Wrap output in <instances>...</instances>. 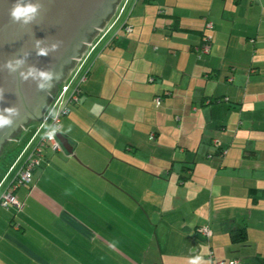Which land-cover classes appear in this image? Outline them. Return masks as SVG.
<instances>
[{"label": "crops", "instance_id": "1", "mask_svg": "<svg viewBox=\"0 0 264 264\" xmlns=\"http://www.w3.org/2000/svg\"><path fill=\"white\" fill-rule=\"evenodd\" d=\"M201 1L198 5L192 0L191 6L186 2L182 11L168 10L171 18L165 25L175 23L173 30L184 34L181 45L186 52L177 61L167 55L171 60L162 64L150 50L151 74L122 64V74L108 75L104 71L110 64L103 58L94 80L86 77L80 102L73 106L77 111L63 117L59 129L72 153L62 145L55 154L47 148L33 176L40 170L42 176L45 170L53 175L64 171L59 160L70 173L57 185L51 183L52 174L47 181L32 176L15 192L23 202L21 210L0 206V264H53L47 251L56 257L55 264H215L218 259L264 264V240L250 244L252 233L258 239L264 236V227L256 226L264 223V0ZM206 27L211 30L210 51L198 59L193 47ZM134 34L122 37V48ZM112 44L106 46L111 54L118 48ZM93 83L97 90L91 89ZM115 86L116 94L106 90ZM156 96L161 97L159 105ZM89 97L103 99L105 106L111 101L109 108L122 112L119 124L110 113L90 114L87 120L83 106ZM216 97L228 99L208 102ZM116 98L121 108L113 107ZM147 113L155 118L148 155L134 144L136 117ZM213 143L223 151H214ZM110 192L122 194L133 208L130 216L122 217V243L133 250L111 246L110 227L105 225L111 220L112 201L100 199ZM224 193L235 200L228 207L230 224L219 228L212 209ZM37 209L41 220L30 214ZM12 210L21 215L6 221ZM191 210L199 211L197 217L192 218ZM146 224L152 228L147 226L143 234ZM202 227L211 235L201 232ZM237 229L245 230L244 240ZM26 232L38 247L21 239ZM144 236L139 248L130 242L141 237L138 241L144 243ZM112 256L115 263H110Z\"/></svg>", "mask_w": 264, "mask_h": 264}, {"label": "rangeland", "instance_id": "2", "mask_svg": "<svg viewBox=\"0 0 264 264\" xmlns=\"http://www.w3.org/2000/svg\"><path fill=\"white\" fill-rule=\"evenodd\" d=\"M120 1L121 0H118L117 4L115 6L116 9L119 7L121 2H122V4L125 2L124 0H122L121 2ZM193 1H198V5L200 4V2H203L201 0H193ZM167 2H168L167 4L165 3V5L159 6L158 3H160V0H156V1L154 0V2L151 1L149 3H142V0H134V2H130V3L128 1V3L125 5L124 11L119 16V19L115 25V28L113 29L111 34L107 35V37H105L96 46L95 50L90 54V56L86 60L85 66L83 68V73H85L86 70H88L92 67L93 68L95 67L92 70V72H90L91 76L89 73V77L87 76V78L91 79V81L94 80V77L98 74L97 69H98L99 65L102 62H105L103 60V58H106L107 62L110 64L109 69L106 68V70L104 71L105 74L106 73H108V75H110L111 73L122 74V64H126L128 67L136 68V72L141 73V74H142V72L146 73L148 71V75H149V74H151V68H152L150 50H152V53L155 51L154 53H157L160 56V59L162 60V64H167L171 59H173V61H177V56L179 57L180 55H184V53L186 51L184 50V48L181 45L182 40H184V34L181 33L180 31H174L173 29H171L169 27V25H167V26L165 25V24H169V23H164V22L167 18L170 17L169 16L170 13L168 10H170L171 12H174V10L182 11V8L184 7L183 5L186 2L188 4V6L194 5V2H192V0H168ZM114 11H116L115 8H114ZM118 11L119 10H117L114 13L115 16H117ZM111 16H109L107 21L102 24V26L99 28L97 33L93 36V38L90 41H93L94 38H96L98 35H101L103 33L102 28H104V25L108 22V20L110 19ZM243 19H244V17H243ZM243 19H242V21H243ZM126 22L130 28L129 30H125V28H123V25ZM141 28L143 30L142 34L140 32ZM134 31H135L134 36L137 33V37L133 36V38L131 40L132 42L124 43V46L122 48V45H123L122 40L125 37L129 36ZM210 31L211 30L209 29V27H206V32L209 33V35L211 36ZM114 34H117L114 42L118 46V48L115 49L114 52L111 54L110 51H106V50H108V47H105V46L110 41L111 37ZM122 37H124V38L122 39ZM89 42H88V44H89ZM138 43H140V44H138ZM88 44L80 52V54L78 55V57L76 58V60L72 64V66L70 67L71 70L70 69L68 70V72L66 73L65 77L63 78V80L61 81V83L59 84L58 88L56 89V91L54 92L53 95L58 93L59 87L62 86L64 83H66V81H68V79L71 76L76 64L80 61L83 53H85L87 51V49L89 48ZM136 45H139V47H137ZM176 48H177V52L175 51ZM174 52L176 54V57L173 56ZM193 54H194L195 58H198L194 52H193ZM103 55H104V57H102ZM167 55L172 56V58L171 59L167 58ZM134 59H135V62L133 61ZM105 65H106V63H105ZM107 79H109V76H107ZM77 82H78V80L75 81V84H77ZM85 83H83V87H84ZM90 86H92V85H89V87ZM81 89H83V88H81ZM91 89L97 90L96 89V83L95 84L93 83V86ZM106 90L115 91V94H116L117 91H119V88L116 86L113 89L112 88L110 89L109 87H107ZM53 95H52V97L48 103H50L52 101ZM80 98H81V96H80ZM80 98H79V102H80ZM106 102H107V104L105 106L103 99L96 101V98H94V97L86 98L85 105L83 106V108L88 110V111H86V116L84 115L85 118L87 120H91L92 114L96 115V114L101 113L105 117V115H108L110 113V114H113L115 116L114 118H115L116 122L121 121L122 120V116H121L122 112L113 111L108 106V104L111 101H106ZM74 105H75V103L70 105L71 109H70L69 116H72V114H74V112L77 111V108L73 107ZM113 107H115V108L120 107L121 108V106L119 104H117V98L114 101ZM129 107L131 110H133V107H135V106L129 105ZM136 112H141V108H137ZM155 116L156 115H154V117ZM63 117L66 118L68 116H66V115L62 116L61 121H62ZM61 121L59 123V127H60L59 129H61V125H62ZM135 122L137 124H136V131L134 132V134H135L134 135V140H135L134 144H135V146H138L140 148V152H139L140 154H142L144 152V153H146V155H148L149 151L151 150V146H149L151 144H149V143H154V141L148 142L147 138L149 136V131L151 129H154L153 124L155 123V118H153L151 113H147L144 118L143 117L142 118L136 117ZM32 124H34V126L30 127L29 129L33 128L34 131L29 132L28 127H29V125H32ZM29 125H27L0 152V184L2 181V185L0 187V194L8 186V184L12 181V179L14 178V176L16 174L17 169L20 167V165L24 162V160L28 156L29 151L27 153H25L26 148L29 146V143L33 138L32 136L38 127V124L35 121L30 123ZM59 132H60V130H59ZM212 137H215V136L213 135ZM50 149L53 150L52 148H50ZM53 153L55 154V153H57V151L53 150ZM75 159L78 161L79 165L86 167V165L84 163H82L78 157H76ZM61 165H63V166H61ZM59 166H61L62 170H64V171L58 170V172L53 175L52 173H48V172H50L49 170H47V171L45 170V174H44V176H42L41 175L42 172H40L41 170L40 171L38 170L39 172H37L36 175L33 176V179H36L41 175L42 181H45L47 176L49 174H52L53 177L51 179V183L53 185L54 184L57 185L60 183L59 180L61 178L64 179L66 177V175L70 173V171L66 170L68 168V166L66 164H64L61 160H59ZM111 167L113 168V166H111ZM112 172H110V173H112ZM116 172H118V171H116ZM7 176H8V180L5 179ZM119 182H120V180H119ZM47 183H49V181L46 182L45 184H47ZM21 190H22V188L20 187L19 191H21ZM52 194L55 195V193H53V192H52ZM132 194H134V192H132ZM117 196H121V198H122L121 205L118 203V201H120L119 200L120 198H118ZM103 198H104V200H107V201L111 200L112 201L111 207L110 208L108 207L109 212H111L110 213L111 214L110 215L111 220H110L109 225L108 224L105 225V226L110 227V232H111L110 242H111L112 248H114L116 246L117 248L122 250V244L126 249L132 247L129 244H126L125 242L122 243V217H124V216L127 217V216H130L132 214L130 212L131 210H133L132 206L131 207L128 206L127 203L123 201V195L120 193H117V192H110L109 194L107 193V196L106 195L100 196V199H103ZM150 198L151 197H148V199H150ZM234 200L235 199H233L232 197H230L226 193H224V195L219 200L220 203L217 204V206L213 207L212 216H215V215L217 216V219H216L217 224L216 225L219 228L222 224H227L226 226H228V224H230L229 223L230 220L227 217V213L230 212L231 208L229 210L228 207L231 206V203ZM89 201H95V199H90ZM263 206H264V204H263ZM259 207L261 208V206L257 207L258 210L260 209ZM101 208H103V207H101ZM190 208H192V206H190ZM217 210H218V212H217ZM235 210H237V209H235ZM94 211L98 212V209L95 208ZM196 213H199V211H197V210L195 212L192 211V213L190 214L192 216V218L197 217ZM19 214L20 213L16 212L15 210L8 211V214L5 218V220L6 221H9L8 219L13 220V217H15V216L17 217V216H19ZM30 214L41 220V217L39 216V209H37L36 211L31 210ZM41 214H43V213H41ZM183 214H185V213H183ZM34 225L38 226L39 224L38 225L34 224ZM147 226H149V225L146 224L145 226L142 227L143 234H145ZM156 226H158V225H156ZM256 226H258L261 229L264 227V223L256 225ZM151 228L152 227L149 226V230ZM1 229H2V226L0 225V230ZM25 234H27V235L21 239H23L24 242H26L27 244H30V246H32V247H38L37 242L30 243L31 240H29L28 236L31 234V232H26ZM114 235H117V237H114ZM141 237L134 238V242L132 239H130V242L133 245L135 243L136 244L135 247L139 248V245L145 244V242H146L145 236H144V243H143V241H138V239ZM250 240H251L250 244L253 246H256L257 245L256 241L264 240V236L262 239H258V235H255L252 233L250 235ZM260 245H262L264 247V244L260 243ZM133 249H134V246L132 247V250ZM47 255H48V258H50V260L52 261V263L55 264L53 262V259H56V257L51 252H48V251H47ZM114 260L115 259H113V256H112V260L110 263H115Z\"/></svg>", "mask_w": 264, "mask_h": 264}, {"label": "water", "instance_id": "3", "mask_svg": "<svg viewBox=\"0 0 264 264\" xmlns=\"http://www.w3.org/2000/svg\"><path fill=\"white\" fill-rule=\"evenodd\" d=\"M114 1L0 0V140L10 136L0 152L29 125L12 134L18 124L41 119L66 73L54 85L52 78L62 64L76 60L75 49L85 43L81 52L93 38L102 25L89 40L87 33L97 26L104 5ZM43 96L47 102L35 113ZM57 138L72 153L67 139L60 133Z\"/></svg>", "mask_w": 264, "mask_h": 264}, {"label": "built area", "instance_id": "4", "mask_svg": "<svg viewBox=\"0 0 264 264\" xmlns=\"http://www.w3.org/2000/svg\"><path fill=\"white\" fill-rule=\"evenodd\" d=\"M125 2L119 5L117 16H113L112 19H109L111 22H107L102 28V34L98 35L93 41L89 42V48L85 53H83L80 61L76 64L71 76L68 81L59 87L58 93L53 95L52 101L48 104L46 109L41 115V119L37 122L38 127L33 134V138L29 143V146L26 148V152L28 153L27 158L24 160L22 165L17 169L16 174L12 181L8 184V186L2 191L0 194V206L7 209L9 207H16L17 210H21L23 207V202L16 195V190L20 187L28 185L33 176V172L36 167H38L44 157L45 150L47 148H52L54 150H60L61 144L57 138L59 133V123L61 121V117L65 116L70 111V105L79 101L80 98V85L86 79V73H88L89 69L83 73V68L85 66V62L90 56V54L95 50L96 46L106 37L107 33L112 29L118 19L119 16L125 9V5L128 3V0H124ZM210 26L209 24H207ZM130 28L127 26L126 30ZM209 36L207 39L209 40ZM210 50V46L208 44H203L200 48H197L199 54L208 53ZM83 73V74H82ZM75 84V81H77ZM159 99H157L158 103ZM2 185V181L0 187ZM205 235H210V230L207 227H202L200 229ZM237 260H230L228 262L220 260L217 261L216 264H237Z\"/></svg>", "mask_w": 264, "mask_h": 264}, {"label": "trees", "instance_id": "5", "mask_svg": "<svg viewBox=\"0 0 264 264\" xmlns=\"http://www.w3.org/2000/svg\"><path fill=\"white\" fill-rule=\"evenodd\" d=\"M121 1H122V0H121ZM121 1H120V2H121ZM128 1H129V3H130V2H134V0H128ZM121 3H122V2H121ZM115 10L117 11L118 8L116 9V7H115ZM113 11H114V10H113ZM116 11L112 12L113 15H112V14H111L112 16L110 15V16H111L110 19L115 15L114 13H115ZM108 21H109V20H108ZM110 21H111V20H110ZM110 21H109V22H110ZM174 24H175V23H174ZM174 24L172 23V24L170 25V26H171V27H170L171 29L174 28V26H173ZM127 26H128V24H127V22H126V23L123 25V28H125V30H126V27H127ZM128 27H129V26H128ZM114 28H115V26H114L112 29H110V31L107 33V35L111 34V32L113 31ZM209 28H210V27H209ZM107 35H106V37H107ZM116 35H117V34H114V35L111 37L110 41L106 44V46H112V45H113L112 43L115 41V39H116ZM208 36L210 37L209 40L207 39ZM200 39H201V42H200L198 45H195V46L193 47V52L196 54V56L198 57V59H199L201 56H203V55H205V54H208L209 52H208V53H204V54H203V53H202V54H199V52L197 51V48H200L203 44H208L209 46H210V44H211V36L208 35L206 32L204 33V32L202 31V34H201V38H200ZM106 46H105V47H106ZM209 51H210V50H209ZM70 67H71V66H70ZM70 67H67V68L65 69V72H64V73H67V71H68L69 69L71 70ZM90 70H91V68L89 69L88 73H86V77H87V75L89 74ZM249 71H250V72L253 71L252 68L249 69ZM229 80L231 81L232 78H230ZM80 87H81V85H80ZM80 89H81V88H80ZM157 99H159L158 103H157ZM227 99H228V98H226V97H224V98H222V99H221L220 97H216V98H214V99H210V100H208V102H209V103H210V102H219V101L227 100ZM155 103H156V105H159V104L161 103V97H160V96H156V97H155ZM48 104H49V103H47V106H48ZM45 109H46V108H45ZM70 109H71V108H70ZM69 112H70V111H69ZM68 114H69V113H68ZM68 114H67V115H68ZM32 121L38 122L37 120H31V122H32ZM29 124H30V123H29ZM212 140H213V139H212ZM215 142H217V139L215 140ZM213 146L215 147V148H214V151H215V150L217 151V149L220 150V151L222 150L221 148H220V149L217 148L216 143H213ZM53 150H54V149H53ZM54 151H55V150H54ZM222 151H223V150H222ZM44 156H45V154H44ZM43 159H44V157H43ZM43 159H42V161H43ZM42 161H41V162H42ZM41 164H42V163H40V165H41ZM21 165H22V164H21ZM21 165H20V166H21ZM40 165H39V166H40ZM39 166H38V167H39ZM36 168H37V167H36ZM36 168H35V169H36ZM10 208H11V207H9V208H7V209H10ZM236 231H237V234H239V238H240L241 240H244V238H245V236H246V235H245V232H244L245 230L237 229ZM210 235H211V234H210ZM208 255H209V257H212V253L209 252ZM220 260H221V259L216 260V261H215V264H216L217 261H220ZM230 260H237V259H230ZM230 260H229V261H230ZM223 261H225V260H223ZM226 262H228V261H226ZM255 264H263V263L258 262V263H255Z\"/></svg>", "mask_w": 264, "mask_h": 264}, {"label": "flooded vegetation", "instance_id": "6", "mask_svg": "<svg viewBox=\"0 0 264 264\" xmlns=\"http://www.w3.org/2000/svg\"><path fill=\"white\" fill-rule=\"evenodd\" d=\"M118 2V0L117 1H114V2H112V3H107V4H105L104 5V8H105V11L104 12H102L100 15H98V17H97V19H96V21H97V26L96 27H94L93 29H92V31L91 32H89V33H87V37H88V40L91 38V36L93 35V33L95 32V30L100 26V25H102V23H104V22H106L107 21V19H108V17L112 14V12H113V10H114V8H115V5H116V3ZM87 40V41H88ZM85 45V43H82V45H80V47H77L75 50H76V56L80 53V50L82 49V47ZM76 58V57H75ZM74 62V58L73 59H71V60H69V62L68 63H64V64H62L61 66H62V70L60 71V73L57 75V76H55L54 78H52V85H54L58 80H59V78L62 76V74H64V72H65V69L67 68V67H70L71 65H72V63ZM43 98H44V96L41 98V101H39V106L37 107V110L35 111V113H39L40 111H41V109L43 108V106H44V104H45V102H47V98H44L45 100H44V102H42L43 101ZM26 118H24V122L26 121V120H28L29 119V117H27V119L25 120ZM31 122V120H29V121H27V122H25V123H23V124H18L19 125V127L16 129V131L14 130L13 132H12V134L13 133H15V132H18L19 130H21V127L23 128L26 124H28V123H30ZM12 134H10V135H12ZM9 137L10 136H7L5 139H9ZM5 139H2V140H0V144H2L4 141H5ZM1 146V145H0Z\"/></svg>", "mask_w": 264, "mask_h": 264}, {"label": "clouds", "instance_id": "7", "mask_svg": "<svg viewBox=\"0 0 264 264\" xmlns=\"http://www.w3.org/2000/svg\"><path fill=\"white\" fill-rule=\"evenodd\" d=\"M18 11V10H17Z\"/></svg>", "mask_w": 264, "mask_h": 264}]
</instances>
